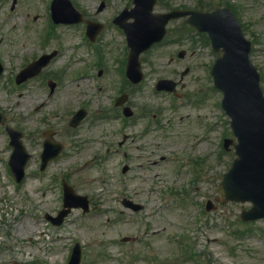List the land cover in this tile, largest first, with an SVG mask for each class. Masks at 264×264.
Wrapping results in <instances>:
<instances>
[{
    "label": "rangeland",
    "instance_id": "374dc122",
    "mask_svg": "<svg viewBox=\"0 0 264 264\" xmlns=\"http://www.w3.org/2000/svg\"><path fill=\"white\" fill-rule=\"evenodd\" d=\"M72 1L98 20H109L114 11L131 3L105 0L106 8L97 15L102 0ZM164 1L198 2L161 0L156 8L163 9ZM228 1L236 6L246 35L252 40L251 58L262 75L264 90V0ZM47 5L48 0H22L11 14L10 4L0 3V58L7 69L0 78V110L7 112L10 122L25 133L26 127L30 128L25 143L37 155L29 164L27 178L17 184L8 166L12 152L9 137L0 126V264H66L76 241L83 245L82 264H264V219L241 221L239 214L249 209L250 203L219 201L221 176L235 156L233 148L223 147L224 139L233 135L221 107L222 94L214 87L211 68L217 55L211 47L198 43L193 48H200L199 54L188 52L184 59L176 57L178 51L192 44L167 43L153 49L147 58L155 69L145 64L146 85L131 94L140 110L150 106L159 113V120L153 121L151 114L150 119L137 116L124 125L114 105L122 92L112 64L108 63V82L105 77L94 78L98 68L87 66V75L94 85L100 84L101 89L96 88L99 90L82 85L79 71L85 68L84 63L71 69L69 61L74 58L70 55L89 50L79 44L83 25L53 27L59 37L52 36L48 47L61 44L63 51L51 69L65 70L58 92L49 94L38 81L15 84L13 77L24 63L45 48L39 32L45 24ZM29 20L30 26L25 23ZM118 38L120 33L113 28L105 32L98 44L103 57L107 40L120 50ZM78 44L72 53L71 45ZM171 57L176 58L169 64ZM73 63L79 64L76 60ZM187 66L191 71L184 78L183 97L175 99L170 93L154 91L157 77L179 79ZM70 80L81 84L78 91ZM82 106L89 115L78 131H72L68 122ZM110 112L112 118H96ZM145 123L151 124L148 131ZM49 127L56 129V139L65 142L66 149L45 172L39 173V132ZM125 130L133 131L139 140L126 147L132 169L123 176V154L111 150L119 148ZM99 137L106 139L111 149L108 162L103 167L92 163L83 166L81 162L95 153L96 146H104L97 143ZM65 177L80 193L98 195L100 208L89 215L75 210L66 224L57 227L48 223L45 213L55 214L62 207L60 179ZM126 195L145 205L140 214L122 207L121 199ZM209 199L217 206L206 211ZM125 236L135 239L122 242ZM36 238H43L46 250H36L31 242Z\"/></svg>",
    "mask_w": 264,
    "mask_h": 264
},
{
    "label": "water",
    "instance_id": "95a60500",
    "mask_svg": "<svg viewBox=\"0 0 264 264\" xmlns=\"http://www.w3.org/2000/svg\"><path fill=\"white\" fill-rule=\"evenodd\" d=\"M212 17H217V13ZM210 20L216 27V20ZM233 22L237 26L226 25L222 32L213 31L216 46H224L226 52L215 64L213 73L217 86L224 90L223 106L233 119L239 140L235 145L238 158L224 175L221 191L227 198L254 202L252 211L243 216L252 219L264 216V96L259 74L247 58L249 43L237 22Z\"/></svg>",
    "mask_w": 264,
    "mask_h": 264
}]
</instances>
